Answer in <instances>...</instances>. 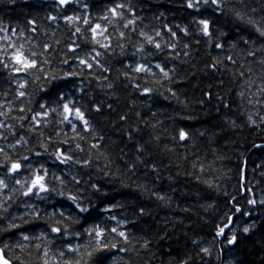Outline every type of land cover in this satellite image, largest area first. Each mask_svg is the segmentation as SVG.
Masks as SVG:
<instances>
[{
	"label": "trees",
	"instance_id": "16d2710c",
	"mask_svg": "<svg viewBox=\"0 0 264 264\" xmlns=\"http://www.w3.org/2000/svg\"><path fill=\"white\" fill-rule=\"evenodd\" d=\"M85 3L89 5L87 10L83 8ZM115 3H131L134 6L137 16L142 18L137 21V32L143 29L154 35V30H160L163 43L172 39L163 28L165 24L177 31L175 52L180 55L176 59L168 58L175 52L170 53L167 48L149 57L153 63L160 62L167 68H174L175 72L170 73L171 79L157 84L154 78L141 74L134 81L143 88L147 80V86L153 88L150 96L140 95L131 86L132 82L120 74L124 70L123 64L133 61L131 53L139 37L131 34V42L125 43V54L122 55L117 46L122 42L117 39V31L107 25V21L100 19L106 14V9ZM243 3L257 9V19L264 16V0H243ZM232 5L243 7L241 0H229V7ZM85 14L92 24L107 25L113 37L111 54L105 53L100 58L101 64L110 69L108 72L95 66L92 70L81 71L83 66H79L76 59L77 56L84 57L93 47L91 34L87 31L88 26L80 21L78 24L84 38L74 37L72 32L75 25L69 26L63 17ZM50 15L56 16L57 20H49ZM194 16L212 21L211 39L198 34L197 25L193 23ZM29 20L35 21V32L31 30L33 25L28 24ZM122 23L119 22L116 28L127 34L128 30L122 28ZM177 24L187 26L190 34L185 36L175 29ZM0 26L8 28L9 34L11 29L17 30L18 36L12 39L24 44L26 54L35 51L37 59H48L50 63L43 65L47 72L58 77L65 72L78 73L67 81H60V86L75 97L77 106L85 112L92 125L93 131L84 133L77 122V131L81 132L84 140H70L73 147L79 142L85 149L83 153L73 152L74 157L80 160L91 158L90 166L58 165L47 153L37 158L28 151L42 152L41 141L47 144L48 137H51L54 143L47 144L51 153L66 138L63 133H67L68 138L73 136L69 125L57 123L59 117L55 114L49 116L47 127L41 126L39 129L43 137L39 132L28 131L31 127L28 121L24 122L23 128L19 127L18 121H8L17 125L14 128L16 138L23 135L29 140L27 148L18 149L19 155H31L34 165L44 163L50 172L69 173L66 178L69 180L68 188L73 192L79 189L85 203L90 198L96 205L90 216L84 214L88 216L86 223L81 221V224L74 226L76 230L82 231L81 225L86 227L93 219L109 227L114 226V221L105 219L110 214L126 220L122 230L129 234L130 250L115 254L117 264H180L188 257H192L189 264H264V205L259 203L264 199V147L254 146L264 145V124H259V121L258 126L249 124L247 116L255 110L238 95L246 90V80L239 75L241 71L247 75V69L252 68L251 79L256 84H260V77H264V65L257 63L264 59V55L258 52L255 59L247 57L248 46L240 39L256 37L249 26L240 23L231 13L220 15L204 9L197 14L186 9L183 0H77L66 9H60L55 0H15L14 4L11 0H0ZM21 31L24 38L19 37ZM221 32H226L228 36L221 37ZM85 38L88 42H85ZM73 41L80 45L76 53L68 51ZM233 41L237 45L235 48L231 47ZM217 42L223 43L224 47L217 49ZM45 44L50 46L48 52H44ZM184 44L189 47L185 49ZM252 47L260 48L259 42ZM97 50L104 52L98 46ZM147 50L155 52L152 48ZM185 51L189 53L187 56L183 54ZM228 56H232L235 63L229 61ZM65 59L69 61L68 64L62 63ZM213 63L216 64L215 68L211 67ZM35 75H13L10 69L0 65V103L12 102L17 109L23 103L33 111H39V103L48 99L39 92V88L47 87V84L43 79L33 82ZM17 80L29 82L25 89L28 96L23 101L15 96ZM79 88L83 92L78 91ZM169 88L175 93L174 96L167 91ZM252 91H255V87ZM225 104L229 106L226 108ZM97 106L101 107L100 112L94 110ZM260 111L264 113V108ZM11 115L18 113L14 111ZM121 116L126 119L121 120ZM181 129L189 133L185 141L179 140ZM58 131L61 132L59 136L56 135ZM14 139L9 136L7 142L0 140V146H6ZM94 143L99 147L91 148ZM138 144L144 146L142 154L136 152ZM64 147L67 148V145ZM138 155L142 163L137 162ZM133 164L135 168L130 171ZM153 166L155 172L152 171ZM71 175H76L81 184L71 183ZM93 183L102 186V191L108 195L93 194L90 187ZM153 193L166 199L158 200ZM24 199L19 197L16 200L10 210L12 214H23L25 209L17 205H21ZM249 199H255L257 203L250 205ZM31 202L40 210L39 219L26 217L31 222L13 231L2 230L7 227L11 215L7 220H0V248H4L6 243L9 245L4 255L11 264H19L17 256L25 264H41V254L35 248L23 253L15 248L20 239L19 233L38 235L47 232L51 238L55 234L50 233L48 226H54L59 217L50 218L48 213L54 210V206L59 208L61 205L66 211L70 210L68 202L55 195L46 202L33 197ZM110 204L122 207L115 208L110 214L99 211ZM237 207L241 209L240 212H236ZM141 208L144 209L143 215L139 214ZM245 212L249 215H244ZM227 216H232L230 226H234V230L230 231L229 226L223 236L217 237V226H223ZM14 222L22 224L19 219ZM241 223H255V228L245 235L243 228L235 229ZM233 232L238 237V243L228 245L227 238ZM56 240L59 242L60 237L56 236ZM194 240L196 244H193ZM145 241L149 242L147 247H141ZM225 246L232 258L229 253H223ZM201 247H209L211 257L204 256L199 251Z\"/></svg>",
	"mask_w": 264,
	"mask_h": 264
},
{
	"label": "snow or ice",
	"instance_id": "6c2138e0",
	"mask_svg": "<svg viewBox=\"0 0 264 264\" xmlns=\"http://www.w3.org/2000/svg\"><path fill=\"white\" fill-rule=\"evenodd\" d=\"M11 3H15V0H11ZM55 3L60 9H66L68 6L77 3V0H55ZM243 7L237 5H232L229 7V0H183V6L186 9L191 10L197 14H200L204 9H210L213 13H219L224 15L226 13H231L236 20L242 24L249 26L256 34L255 38L249 37L244 39L241 37V41L244 45L248 46L246 51V56L255 59L257 53L264 55V16L259 19L256 18L257 9L255 7L249 8L241 0ZM83 8L87 10L89 5L87 3L83 4ZM127 13V15H126ZM163 15V14H161ZM49 20H57L56 16L50 15ZM64 21L69 25H75V30L72 35L84 38V33L82 28L79 26L78 22L82 21L84 25H87V31L91 34L90 43L93 47L85 53L84 57L77 56L79 66H83V69L92 70L93 67L102 69L104 72L110 71L109 68H105L101 64L100 58L105 54H111L112 39L113 37L108 32V26L111 25L117 31V39L119 42L117 46L121 49V54L124 55L125 43L131 42V34H136L139 37V42L134 44V51L131 53V57L134 58L132 62H125L123 64V71L120 72L124 78L131 83V86L137 89L142 96H150L153 93V88L148 87V81L145 80V86L141 88L139 83L134 82L138 79L141 74L147 77L154 78V82L161 84L162 80H170V73H174V68H167L160 62H155L149 57H152L160 52L164 51L165 48L169 50L170 53L175 52L177 48L178 41L177 31L165 24L163 28L170 34L172 38L171 41L161 42L163 40L160 30H154V35H150L143 29L137 32L136 24L141 17H138L134 6L131 3H115L114 6L108 7L106 9V14L100 17L101 20L107 21V25L102 26L100 23L92 24L89 16L87 14L80 15H64ZM159 19V17H157ZM122 23V28L127 29L128 33L116 28L119 22ZM193 23L197 25L198 34H202L204 37L211 39L212 33V21L207 18H199V16L193 17ZM29 25H33L32 31L35 32V21L29 20ZM175 29L183 33V35L188 36L189 30L187 26L181 27L179 24L174 26ZM0 41L3 42L0 45V65L5 69H10L13 75H19L23 73L24 75L34 76V81H39L43 79L47 87L41 86L39 92L44 93L48 99L40 102L38 107L39 111H33L31 107H26L22 105L17 109L14 108L12 102L0 103V140L8 141L9 136L15 138L14 142L7 143L6 146H0V220H7L8 216L11 215V220L8 222L7 227L2 229L3 231H13L15 229H20L24 224H28L31 221L26 219V217H33V219L40 218V210L35 203L31 200L34 197L36 200L41 202L49 201L53 195L60 197L61 199L68 202L69 211H66L64 205L59 208L54 206V210L48 213L49 217H59L56 219L55 225L49 224L50 233L55 234L49 238L47 232H40L37 234H26L25 232H20V239L15 244L20 252L29 250L30 248H35L41 254V264H117L116 253H128L129 245L131 240L129 234L122 230L126 225L127 221L119 219L116 215H111L110 213L117 207H122L119 204H110L99 209L100 212L109 213L105 217L108 221H114L115 225L109 227L107 224L98 222L93 219L91 224L86 227L81 225V230H76L75 225L81 224V221L85 223L88 220V216L91 215L92 210L96 208L93 201L88 198L87 203H85V197L77 189L73 192L68 188L69 173L62 172L61 174H56L55 172H50L49 168L45 166L44 163H39L34 165L32 163L31 155H19L18 149L27 148L29 140L25 136L20 135L17 137V133L14 128L17 126L15 123H9L8 121H18L19 127H24V122L28 121L31 127L28 129L30 133L39 132L41 126L47 127L50 121L48 120L51 114H55L59 117L57 123L60 125L67 124L73 133L71 138L67 137V133H63L66 137L64 140L59 142L60 146H57L55 150L51 153L48 152L47 144H52L51 137H48L47 144L43 142L40 143V148L43 151H35L28 149L32 152V155L39 158L44 154H48L53 157L54 162L58 165L70 166L79 165L80 167H88L92 164L91 158L80 160L74 157L73 152L83 153L85 151L81 143L76 142L74 147L70 143V140H84V136L81 132L77 131L78 124L82 126L81 131L84 133L92 132V125L90 120L86 116L85 112L77 106V100L74 96L66 93L60 86V81H67L71 77L78 75L75 71L65 72L63 76H57L54 73H49L43 67V65L49 64L48 59H37L38 54L35 51L28 52L23 43H18L13 40L12 37L18 36L16 29H11V34H9V29L0 26ZM221 37H227L226 32L220 33ZM20 38H24L23 32L19 33ZM160 38V39H157ZM26 39V38H25ZM85 42H88L85 38ZM199 41H197L198 43ZM259 42L260 48L254 49L252 46ZM97 46L104 49V52L97 50ZM237 45L235 41L231 44V47L235 48ZM185 49L189 47L188 44H184ZM217 49H222L224 47L223 43H215ZM80 48L79 44L73 41V44L68 46V51L76 53L77 49ZM148 48L155 50L148 51ZM50 46L44 45V52H48ZM187 56L189 53L185 51L183 53ZM40 55H43L41 53ZM180 55L179 52H175L174 55H170L169 59H176ZM227 59L232 63H235L232 56H228ZM62 63L68 64L67 59L63 60ZM257 63L264 65V59H260ZM216 64L213 63L211 67L215 68ZM158 70V71H157ZM252 68L247 69V75L244 71L239 73L240 77L246 80V85L244 86L246 90H242L238 93L242 100H247V103L253 107L254 113H250L247 116L249 124L258 126L259 124H264V113L260 109L264 108V77H260L261 83L256 84L255 80H252ZM107 79V77H105ZM17 87L15 90V96L17 99L23 101V98L28 96L25 89L28 87V80H17L15 81ZM109 88L112 87L111 84L108 85ZM255 87V91L252 88ZM83 92L82 88L77 89ZM167 91L171 92L174 96L175 93L169 88ZM250 93V94H246ZM31 101L29 100V104ZM55 105V106H53ZM229 105L225 104L224 107ZM109 107H111L109 105ZM96 112L101 111V107L97 106L94 109ZM17 112L18 115L12 116V112ZM25 113H31L27 115ZM137 115H139L137 113ZM255 117V118H254ZM121 120H125V116L120 117ZM136 131V129H133ZM39 135L43 137V132H39ZM56 135H61L58 131ZM203 135V133H201ZM131 139V135H129ZM189 138V133L181 129L179 131V140L185 141ZM102 139V137L100 138ZM67 145V148L64 146ZM255 147H264V145H254ZM91 148H98V144H92ZM145 151L143 145L136 146V152L142 154ZM137 162H141L140 156H137ZM195 166V165H194ZM107 167V165H105ZM135 168V164L131 165L129 170ZM152 171H156L153 166ZM203 171V167H201ZM107 175V173H105ZM11 182V184H10ZM55 182V183H54ZM70 182L75 185H80L81 180L76 175L70 176ZM93 194L100 193L103 196H107V192L102 191V186L98 184L90 185ZM250 191V189H249ZM158 200L164 201L165 196L159 195L158 193H153ZM19 197L25 198L21 205L25 211L22 215L16 216L10 212L16 200ZM248 203L250 205H255L257 201L255 199H249ZM260 204L264 205V199H261ZM239 207L236 208V212H240ZM84 214H88L85 216ZM139 214H144V209L139 210ZM244 215H249L245 212ZM17 219L22 221L21 223H15ZM227 222L223 226H217V231L215 235L217 237L223 236L225 234V229L229 228L232 224V216L226 217ZM255 228V223L251 225H246L243 227L242 232L247 235ZM56 236L60 237V241L57 242ZM37 241V243H32ZM27 242V243H25ZM148 241H145L141 247H147ZM197 241H193L196 244ZM238 243V237L233 232V234L227 238L228 245H236ZM9 247L6 243L4 248H0V264H11V261L5 258L4 250ZM204 256L211 257L212 251L209 247H201L199 249ZM192 257H188L180 262V264H189ZM19 264H25L19 256L16 257ZM231 264V262H229Z\"/></svg>",
	"mask_w": 264,
	"mask_h": 264
},
{
	"label": "rangeland",
	"instance_id": "374dc122",
	"mask_svg": "<svg viewBox=\"0 0 264 264\" xmlns=\"http://www.w3.org/2000/svg\"><path fill=\"white\" fill-rule=\"evenodd\" d=\"M252 109H253V108H252ZM246 225H247V224H245V223H241L240 225H237L235 229H238L239 227L243 228V227H245ZM231 229L234 230V226H230V231H231ZM229 251H230V250L228 249V247L225 246V247H224V252H223V253L228 254ZM229 256H230V258L233 257V255H231L230 253H229Z\"/></svg>",
	"mask_w": 264,
	"mask_h": 264
},
{
	"label": "water",
	"instance_id": "95a60500",
	"mask_svg": "<svg viewBox=\"0 0 264 264\" xmlns=\"http://www.w3.org/2000/svg\"><path fill=\"white\" fill-rule=\"evenodd\" d=\"M6 258V257H5ZM7 259V258H6Z\"/></svg>",
	"mask_w": 264,
	"mask_h": 264
}]
</instances>
